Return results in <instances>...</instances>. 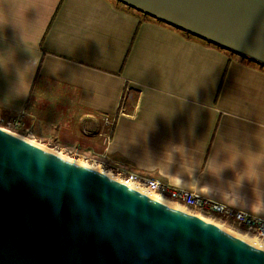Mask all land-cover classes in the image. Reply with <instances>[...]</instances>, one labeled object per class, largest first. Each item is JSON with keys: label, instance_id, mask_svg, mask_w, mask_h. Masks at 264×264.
Instances as JSON below:
<instances>
[{"label": "crops", "instance_id": "0c3cea01", "mask_svg": "<svg viewBox=\"0 0 264 264\" xmlns=\"http://www.w3.org/2000/svg\"><path fill=\"white\" fill-rule=\"evenodd\" d=\"M18 114L66 153L264 217V66L142 12L0 0V117Z\"/></svg>", "mask_w": 264, "mask_h": 264}, {"label": "water", "instance_id": "95a60500", "mask_svg": "<svg viewBox=\"0 0 264 264\" xmlns=\"http://www.w3.org/2000/svg\"><path fill=\"white\" fill-rule=\"evenodd\" d=\"M117 1L264 65V0ZM0 264H264V249L0 128Z\"/></svg>", "mask_w": 264, "mask_h": 264}, {"label": "built area", "instance_id": "2783aa9c", "mask_svg": "<svg viewBox=\"0 0 264 264\" xmlns=\"http://www.w3.org/2000/svg\"><path fill=\"white\" fill-rule=\"evenodd\" d=\"M22 117L23 114H18L9 119L0 117V125L5 127L0 128L10 132H18L24 126ZM103 121V124L109 127V131L100 134V136L104 137V143L108 144L111 140V133L113 131V121L109 118H104ZM22 133H25L26 136H31L28 129H25ZM102 157L106 158L104 155H102ZM116 175L122 178L126 184L134 183L143 186L173 202L184 205L191 210L207 215L211 214L223 222L233 223L264 240V217L232 208L227 204L212 200L198 192L177 187L170 182H163L157 179L144 177L133 172H116Z\"/></svg>", "mask_w": 264, "mask_h": 264}, {"label": "bare ground", "instance_id": "6f19581e", "mask_svg": "<svg viewBox=\"0 0 264 264\" xmlns=\"http://www.w3.org/2000/svg\"><path fill=\"white\" fill-rule=\"evenodd\" d=\"M29 142H31V143H33V144H35V145H37V146H39V147L47 150L48 152H51V153L56 154V155H58V156H60L62 158H65V159H68V160L77 162L79 164H82V165H84V166H86L88 168H91L93 170H96V171H98V172H100L102 174H105L106 176H108L110 178H113V179H115V180H117V181H119L121 183L126 184L123 179L116 177L112 173H105V172L99 170L100 168L97 169L98 166L97 167H92L90 165L88 166L85 163L80 162L78 160H74V159H71V158L66 157L64 155L57 154L56 152H52L50 149H48V148H46L44 146L38 145V144H36V143H34L32 141H29ZM126 185H128V186H130V187H132V188H134L136 190H138L139 192H142V193L146 194L147 196H149V197H151V198H153V199H155V200H157V201H159L161 203H164V204H167V205H170V206H174V207L180 208L182 210H186L188 212H191V213L195 214L196 216L201 217V218L205 219L206 221H208V222H210L212 224H215V225L219 226L220 228H222V229L226 230L227 232H229L230 234H232V235H234V236L242 239L243 241L247 242L248 244H250L252 246H255L257 248L264 249V240H262L261 238H259L256 235H250L248 233L246 234V233H243V232L235 231V230L229 228L227 225L225 226L223 223L218 222V220H216L214 218H210V217H206V216L205 217L204 216H201V215H199L200 213L199 214L198 213H195L194 211H191V209L189 210L188 207H186L184 205H181V204H178L176 202H173V201L165 198L164 196H161V195H159V194H157V193H155V192H153V191H151V190H149L147 188H144V187H142V186H140L138 184L128 183Z\"/></svg>", "mask_w": 264, "mask_h": 264}, {"label": "rangeland", "instance_id": "374dc122", "mask_svg": "<svg viewBox=\"0 0 264 264\" xmlns=\"http://www.w3.org/2000/svg\"><path fill=\"white\" fill-rule=\"evenodd\" d=\"M106 118H108V117H106ZM109 119H112V118H109ZM112 121H113V119H112ZM103 123H104V121H103ZM113 123H114V121H113ZM104 125V124H103ZM105 126V125H104ZM0 127H3L2 125H0ZM3 128H5V127H3ZM100 129V130H99ZM98 129V132L96 133L98 136H99V138H100V140H102L103 141V143H104V137H100V134H102V133H107L108 131H109V127H107V126H105V129L102 127V128H99ZM113 130V129H112ZM13 133H15V134H18V135H20L21 137H24V138H26L27 140H30V141H33L34 143H37L38 145H42V146H44V147H46V148H48V149H50L52 152H56L57 154H60V155H64V156H66V157H69V158H71V159H74V160H78V161H80V162H83V163H85L86 165H90V166H92V167H97V169L98 168H100L99 170H101V171H103V172H105V173H112L113 175H115L116 177H118V178H120L119 176H117L116 175V172H115V170H113V168H112V166H110L109 167V160H107V159H105V158H103L102 157V155L101 156H98V155H89V156H83V155H74V154H70V153H66V152H64L63 150H61V149H59V148H57V147H55L54 145H52V144H48V143H46V142H42V141H38V140H35L32 136H26V134L25 133H20V131H18V132H14V131H12ZM11 132V133H12ZM112 135H113V131H112V133H111V140H112ZM102 138V139H101ZM110 140V141H111ZM92 143H93V145L94 146H97V144L99 145L100 144V141L98 140V139H96V141L95 142H93L92 141ZM95 149H96V147H95ZM111 165H112V163H111ZM122 179V178H121ZM189 209V208H188ZM190 210V209H189ZM191 211H194V210H191ZM195 213H200L199 215H201V216H206V217H209L211 214H203V213H201V212H196V211H194ZM214 216V215H213ZM219 219V218H218ZM222 221V220H221ZM219 222V221H218ZM225 225V224H224ZM226 226V225H225ZM229 227V226H228ZM230 228V227H229ZM241 228V227H240ZM232 229V228H231ZM242 230H243V232L244 233H248V234H250V235H252L253 233L252 232H250V231H248V230H246V229H244V228H241ZM254 235V234H253Z\"/></svg>", "mask_w": 264, "mask_h": 264}, {"label": "trees", "instance_id": "16d2710c", "mask_svg": "<svg viewBox=\"0 0 264 264\" xmlns=\"http://www.w3.org/2000/svg\"><path fill=\"white\" fill-rule=\"evenodd\" d=\"M114 3H116V4H120V5H122V6H124V7H126V8H128V9H132V10H136V9H133V8H131V7H129V6H126L125 4H123V3H121V2H119V1H117V0H112ZM136 11H138V10H136ZM138 12H140V11H138ZM144 14V13H143ZM146 16H148V17H152V16H150V15H147V14H145ZM152 18H154V17H152ZM156 20H158V21H161L160 19H157V18H155ZM161 22H163V21H161ZM164 23H166V22H164ZM166 24H168V23H166ZM170 25V24H169ZM170 26H173V25H170ZM174 28H176V29H178V30H180V31H183V30H181L180 28H178V27H176V26H173ZM184 32V31H183ZM187 33V32H186ZM187 34H189V33H187ZM189 35H191V36H194V37H196L195 35H192V34H189ZM196 38H199V37H196ZM201 39V38H200ZM203 40V39H202ZM206 42H208V41H206ZM208 43H210V44H213V43H211V42H208ZM213 45H215V44H213ZM216 47H218V48H220V49H223V50H226V49H224V48H222V47H220V46H218V45H215ZM229 52H231V51H229ZM231 53H234V52H231ZM236 54V53H235ZM246 58V57H245ZM248 60H250L249 58H247ZM250 61H252V60H250ZM260 64V63H259ZM262 66H264L263 64H261Z\"/></svg>", "mask_w": 264, "mask_h": 264}]
</instances>
